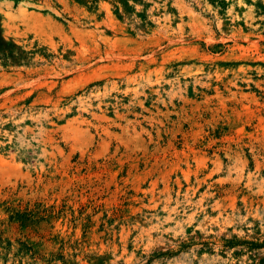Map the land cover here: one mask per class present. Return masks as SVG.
Returning a JSON list of instances; mask_svg holds the SVG:
<instances>
[{
	"label": "rangeland",
	"instance_id": "obj_1",
	"mask_svg": "<svg viewBox=\"0 0 264 264\" xmlns=\"http://www.w3.org/2000/svg\"><path fill=\"white\" fill-rule=\"evenodd\" d=\"M0 264H264V0H0Z\"/></svg>",
	"mask_w": 264,
	"mask_h": 264
},
{
	"label": "bare ground",
	"instance_id": "obj_2",
	"mask_svg": "<svg viewBox=\"0 0 264 264\" xmlns=\"http://www.w3.org/2000/svg\"><path fill=\"white\" fill-rule=\"evenodd\" d=\"M239 5V4H238ZM240 5H242V3L240 2Z\"/></svg>",
	"mask_w": 264,
	"mask_h": 264
}]
</instances>
